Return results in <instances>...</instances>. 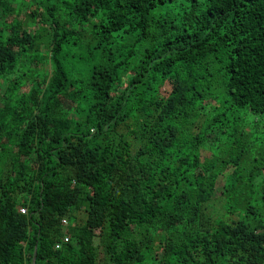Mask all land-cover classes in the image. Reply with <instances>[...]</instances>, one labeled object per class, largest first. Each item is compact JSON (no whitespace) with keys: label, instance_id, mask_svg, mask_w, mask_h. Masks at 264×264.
Instances as JSON below:
<instances>
[{"label":"trees","instance_id":"obj_1","mask_svg":"<svg viewBox=\"0 0 264 264\" xmlns=\"http://www.w3.org/2000/svg\"><path fill=\"white\" fill-rule=\"evenodd\" d=\"M0 264H264V0H0Z\"/></svg>","mask_w":264,"mask_h":264},{"label":"rangeland","instance_id":"obj_2","mask_svg":"<svg viewBox=\"0 0 264 264\" xmlns=\"http://www.w3.org/2000/svg\"><path fill=\"white\" fill-rule=\"evenodd\" d=\"M168 90H169V85H166V86L164 87V89H163V91H162V93H161L160 96H165V95L167 94ZM206 155H208V154H206ZM213 209H215V214H214V215L219 214V213L222 212V211L220 210V207H219L218 204L214 205V206H213ZM220 211H221V212H220Z\"/></svg>","mask_w":264,"mask_h":264},{"label":"built area","instance_id":"obj_3","mask_svg":"<svg viewBox=\"0 0 264 264\" xmlns=\"http://www.w3.org/2000/svg\"><path fill=\"white\" fill-rule=\"evenodd\" d=\"M22 214H24L26 211L23 209V210H21L20 211ZM62 223L64 224V225H66L67 223H66V221H62ZM63 242H68V238L67 237H64L63 238ZM61 247V244L60 243H57L56 245H55V249H59Z\"/></svg>","mask_w":264,"mask_h":264}]
</instances>
